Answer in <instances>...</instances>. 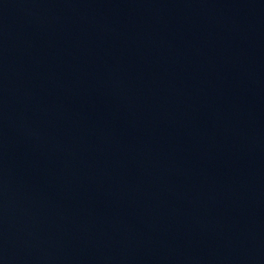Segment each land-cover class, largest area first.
Instances as JSON below:
<instances>
[{
  "label": "water",
  "instance_id": "obj_1",
  "mask_svg": "<svg viewBox=\"0 0 264 264\" xmlns=\"http://www.w3.org/2000/svg\"><path fill=\"white\" fill-rule=\"evenodd\" d=\"M0 264H264V0H0Z\"/></svg>",
  "mask_w": 264,
  "mask_h": 264
}]
</instances>
